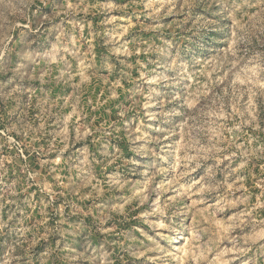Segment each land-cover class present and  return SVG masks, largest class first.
<instances>
[{
	"label": "rangeland",
	"instance_id": "obj_1",
	"mask_svg": "<svg viewBox=\"0 0 264 264\" xmlns=\"http://www.w3.org/2000/svg\"><path fill=\"white\" fill-rule=\"evenodd\" d=\"M0 264H264V0H0Z\"/></svg>",
	"mask_w": 264,
	"mask_h": 264
}]
</instances>
